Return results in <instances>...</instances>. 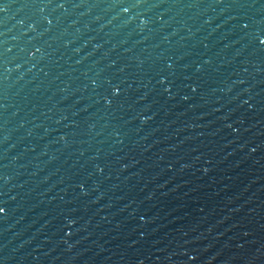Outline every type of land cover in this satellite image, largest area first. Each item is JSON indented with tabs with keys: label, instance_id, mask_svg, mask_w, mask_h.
Instances as JSON below:
<instances>
[{
	"label": "water",
	"instance_id": "95a60500",
	"mask_svg": "<svg viewBox=\"0 0 264 264\" xmlns=\"http://www.w3.org/2000/svg\"><path fill=\"white\" fill-rule=\"evenodd\" d=\"M0 264H264V0H0Z\"/></svg>",
	"mask_w": 264,
	"mask_h": 264
}]
</instances>
